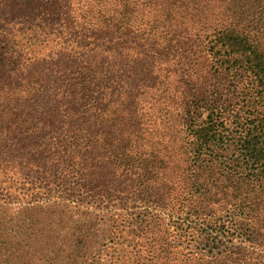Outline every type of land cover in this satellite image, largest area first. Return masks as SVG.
<instances>
[{
    "label": "trees",
    "instance_id": "obj_1",
    "mask_svg": "<svg viewBox=\"0 0 264 264\" xmlns=\"http://www.w3.org/2000/svg\"><path fill=\"white\" fill-rule=\"evenodd\" d=\"M0 264H264V0H0Z\"/></svg>",
    "mask_w": 264,
    "mask_h": 264
},
{
    "label": "rangeland",
    "instance_id": "obj_2",
    "mask_svg": "<svg viewBox=\"0 0 264 264\" xmlns=\"http://www.w3.org/2000/svg\"><path fill=\"white\" fill-rule=\"evenodd\" d=\"M18 208H14V209H12V210H14V212H15V210H17Z\"/></svg>",
    "mask_w": 264,
    "mask_h": 264
}]
</instances>
